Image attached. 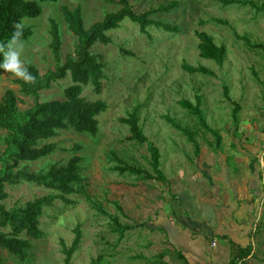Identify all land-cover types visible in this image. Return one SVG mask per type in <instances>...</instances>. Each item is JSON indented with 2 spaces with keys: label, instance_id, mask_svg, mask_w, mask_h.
I'll use <instances>...</instances> for the list:
<instances>
[{
  "label": "rangeland",
  "instance_id": "obj_1",
  "mask_svg": "<svg viewBox=\"0 0 264 264\" xmlns=\"http://www.w3.org/2000/svg\"><path fill=\"white\" fill-rule=\"evenodd\" d=\"M118 1L115 0V4L107 0L43 3L40 17L24 20L33 35L22 40L25 50L21 58L42 75L54 71L51 21H56L60 27L63 62L74 56L77 43L61 8L81 7L85 27L89 29L106 15L118 12L121 8ZM250 1L258 7L263 2ZM129 2L136 14L178 2L177 10L158 14L154 19L179 26L180 33L170 34L155 27L143 33L129 19L118 29L109 31L107 35L112 43H96L92 48L106 66L102 93L98 95L92 86H86L82 94L90 102L102 100L108 104V110L98 117L99 134L92 137L74 130L60 131L57 138L41 143L57 144L54 154L36 162L22 163L20 167L40 172L55 163H68L74 155L83 157L81 180L74 187L100 202L121 224L133 228L121 236L113 232L110 217L92 207L86 195H67L72 204L56 200L44 209L40 218V228L45 234L42 238L29 239L21 235L31 242L28 259L23 262L2 249L0 264H65L62 242L68 248L72 246L77 226L81 227L82 241L72 264H159L160 254L166 255L163 261L169 264H185V260L178 258L179 249L201 257V242L204 254L212 258L216 237L209 235L214 236L215 232L223 236L219 240L224 248V236L241 247H252V256L239 264H264V51L253 48L264 45V11L238 4L224 6L219 0ZM197 32H206L216 45L226 47L223 65L200 57ZM243 37L248 38L251 45L240 39ZM184 64L205 67L214 76L190 74L183 69ZM16 79L3 68L0 70V100L7 90H14L24 101L19 104L20 110L32 108L33 99L20 94ZM72 84L69 74L54 83L50 90L42 91L40 102L65 100V89ZM226 88L231 100L225 95ZM198 96L202 97L210 132L203 130L196 118L179 104L181 100L196 103ZM236 103L240 111L235 116ZM135 109H138L140 127L160 151V169L166 182L143 181L137 176L112 171L117 165L113 158L116 155L130 165L153 173L147 144L129 141V126L120 121ZM165 116L194 133L200 147L199 156L195 145L168 123ZM5 135L0 130V138ZM76 145L82 150L73 152ZM4 150L0 141V156ZM227 176L231 184L236 180L234 187L239 190H231L226 185ZM4 191L8 198L3 204L8 210L24 207L50 194L61 195L59 191L29 183L6 184ZM115 203L122 207L124 214ZM231 203H234L230 207L234 211L244 203L246 209L242 218L236 219L233 213H228ZM205 206L211 213L210 217L203 218L197 212ZM212 215L216 216L212 220L217 226L214 234L200 230L198 223L202 221L203 226L213 225ZM175 238L179 249L172 243ZM214 259L216 261L212 258L209 264H226L217 257Z\"/></svg>",
  "mask_w": 264,
  "mask_h": 264
},
{
  "label": "trees",
  "instance_id": "obj_2",
  "mask_svg": "<svg viewBox=\"0 0 264 264\" xmlns=\"http://www.w3.org/2000/svg\"><path fill=\"white\" fill-rule=\"evenodd\" d=\"M57 1L0 0V43L5 45L8 43L16 31L14 26L17 24L22 26L21 39L28 40L33 35V30L31 27L25 26L24 20L40 17L43 13V3H56ZM219 1L224 6L238 4L244 7L256 8L257 11H264V0L260 7L250 0ZM107 2L116 3L115 0H107ZM118 4L121 6L118 12L106 15L102 21L96 22L89 29L85 27L81 7H77L74 10L67 6L62 7L61 12L64 21L73 35L77 37L74 56L67 57L65 62L62 61L60 27L56 21L52 20L50 23V49L56 60L55 70L42 75L34 65L25 63L28 71L35 77V83H25L20 78L15 80V83L19 86L20 94L24 97L32 98L34 106L21 111L19 104L24 101L20 100L14 90H7L0 100V130L6 133L4 137L0 138V141L5 146V150L0 156V252L5 249L23 262L28 259V252L31 250L29 239H40L45 235L40 228V218L43 216L44 209L47 206H52L56 200L72 204L73 202L65 197L67 195L75 193L86 195L87 202L92 207L102 215L110 217L113 223V232L123 236L133 228L121 224L119 218L106 212L100 202L93 200L84 190L74 187V184L81 180L80 171L81 164L84 162L83 157L74 155L68 163H55L48 170L40 172H31L27 166L20 167L22 163L36 162L54 154L58 150L57 144L46 143L42 145L41 143L57 138L60 131L74 130L79 134H88L92 137H96L99 134L100 123L98 117L108 110V104L102 100L90 102L82 94L86 86H92L98 95L102 93V81L105 78L104 69L106 66L100 57L92 52V48L96 43L111 44L112 39L107 35L109 31L118 29L125 19H129L137 24L143 33H148L147 29L149 27H155L170 34L180 33L179 26L154 19V16L158 14L172 13L177 10L179 8L178 2L160 6L143 14H136L129 0H119ZM218 22L224 25L228 24L221 20H218ZM197 37L199 39L198 50L200 57L213 60L218 65H223L227 55L226 47L216 45L213 38L206 32H197ZM240 39L251 45L248 38L243 37ZM257 47L264 51V45L253 46V48ZM3 59V54H0V64L3 63ZM183 69L190 74L199 73L214 76V73L205 67L196 68L184 64ZM69 74L73 84L65 89V100L40 102L39 97L42 91L50 90L54 83L65 79ZM225 95L231 100L227 88ZM179 104L196 118L203 130L212 131L202 109L203 101L201 96L197 97L196 103L181 100ZM239 111L240 106L236 103L235 116ZM164 118L175 129L187 136L189 141L195 145V153L199 156L200 147L195 140L194 133L174 119L168 116ZM120 121L129 126V141L141 145L147 144L153 173L130 165L116 155L113 158L117 165L113 167L112 171L120 175L137 176L143 181L166 182L167 179L160 169V151L140 127L138 109L128 113L127 118H123ZM81 150L82 147L76 145L72 151L79 152ZM22 183L44 186L59 191L61 195L50 194L28 202L24 207H15L12 210H8L3 204L8 198V194L4 191L5 185H20ZM115 204L117 209L123 213L122 207L118 203ZM158 229L165 231L160 226H158ZM5 230H10V232L6 233L4 232ZM74 233L75 239L70 248L66 247L65 243L62 242L65 264H72L73 255L79 249L82 241L80 226H77ZM22 234H25L29 239L23 238ZM223 239L228 241L227 236H224ZM228 243L231 249L229 264H239L240 261H246L252 256L253 250L251 246L241 247L231 240ZM165 256V254L159 255L161 259L159 264H169L163 261ZM178 258L184 260L181 251H178Z\"/></svg>",
  "mask_w": 264,
  "mask_h": 264
},
{
  "label": "crops",
  "instance_id": "obj_3",
  "mask_svg": "<svg viewBox=\"0 0 264 264\" xmlns=\"http://www.w3.org/2000/svg\"><path fill=\"white\" fill-rule=\"evenodd\" d=\"M229 176H227L225 179H226V185H228V186H230L229 188H231V190H233V189H238V188H235L234 187V183L236 182V180L231 184L229 181H227V178H228ZM219 189V188H218ZM239 190V189H238ZM219 191H220V189H219ZM233 202H235L234 200H233ZM237 202H238V200H237ZM234 205V203H231L230 205H229V207H228V209H227V211H228V213H233L234 214V216L236 217V219H238V217L239 218H242L243 217V214L245 213V211H244V209H246V206L244 205V203H242V206L241 207H237L236 208V210L234 211L233 209H231L230 207L231 206H233ZM209 209V207H203V209L202 210H198V212H197V214L199 213V216L201 215L203 218L205 217H210V213L211 212H207L206 210H208ZM229 209H231V210H229ZM216 218V216H213L212 215V218H211V221L212 220H214ZM213 222V221H212ZM195 223H198L197 221L195 222ZM203 224L205 225V223H203V221H202V223L201 224H199L198 223V227L200 228V230H204V231H206V230H209V232L210 233H212V234H214V232H215V230H214V228H216L217 226L216 225H214V222L212 223L213 225H207L206 224V226H203ZM177 228H175L174 230H176ZM219 231H220V228H219ZM203 232V231H202ZM216 234V235H215ZM215 234H214V236L213 235H209V236H211V237H216L215 239H214V242H215V246H214V254H213V256H212V258H213V262L214 261H216L214 258H218L217 260L219 261V260H221V262H225L226 264H228L229 263V261H230V259H231V249H230V245H229V243H228V241H226V240H224V242H225V245H226V248H224V247H222V245H221V242H220V240L219 239H221L220 237L221 236H219V235H221V233H218V232H215ZM218 234V235H217ZM178 238V237H177ZM188 239H190V237L188 238ZM234 239V238H233ZM232 239V240H233ZM191 240V239H190ZM196 240H200V239H196ZM173 241V240H172ZM176 238L174 239V241L172 242L173 243V245H175L178 249L180 248V247H178L177 246V243H176ZM201 242V241H200ZM195 244V243H194ZM196 245V244H195ZM200 246H201V252H202V256L201 257H198V256H196V255H191V254H186L184 251H182L181 250V248L179 249V251H181L182 252V254H183V256H184V260H185V264H209V263H211L212 262V258H208L205 254H204V252H205V248L203 247V243L201 242L200 243ZM215 255V256H214Z\"/></svg>",
  "mask_w": 264,
  "mask_h": 264
},
{
  "label": "clouds",
  "instance_id": "obj_4",
  "mask_svg": "<svg viewBox=\"0 0 264 264\" xmlns=\"http://www.w3.org/2000/svg\"><path fill=\"white\" fill-rule=\"evenodd\" d=\"M16 31L11 39L5 45L0 43V54H3V63L0 68L6 72L13 74L15 77L24 80L25 83H35V77L31 75L25 65V61L21 58L25 50L24 42L22 41L21 25L14 26Z\"/></svg>",
  "mask_w": 264,
  "mask_h": 264
}]
</instances>
